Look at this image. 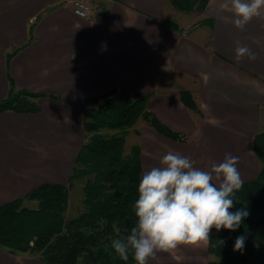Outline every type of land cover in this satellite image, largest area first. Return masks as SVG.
<instances>
[{"label": "crops", "instance_id": "1", "mask_svg": "<svg viewBox=\"0 0 264 264\" xmlns=\"http://www.w3.org/2000/svg\"><path fill=\"white\" fill-rule=\"evenodd\" d=\"M90 1L99 9L82 18L71 0H0V99L10 84L55 95L37 98L38 112H0V206L42 183H67L85 140V100L112 90L147 97L161 121L188 137L175 141L135 125L141 177L173 151L204 170L231 154L243 182L255 178L252 140L264 124V18L235 27L233 14L221 8L229 0H208L191 23L168 0ZM237 42L256 59L237 61ZM21 45L7 61L6 52ZM184 89L200 113L180 99ZM182 247L179 259L160 252L148 264H207V245ZM0 264L44 263L0 249Z\"/></svg>", "mask_w": 264, "mask_h": 264}, {"label": "trees", "instance_id": "2", "mask_svg": "<svg viewBox=\"0 0 264 264\" xmlns=\"http://www.w3.org/2000/svg\"><path fill=\"white\" fill-rule=\"evenodd\" d=\"M208 0H168L183 13H201ZM171 29L178 23L165 18ZM197 20L194 25L203 24ZM6 52L7 61L20 49ZM9 81L10 77L7 75ZM52 96L10 84L0 99V112H38L37 98ZM179 97L197 113L201 109L189 90ZM144 122L169 139L185 142L186 134L161 121L148 108L147 97H130L116 90L85 100L82 125L85 140L66 184L42 183L28 194L0 206V249L35 256L44 264H136L119 258L112 240L130 234L136 224L133 205L141 179L140 148L125 145V136ZM252 149L259 162L255 178L243 182L235 194V206L249 215L236 231L213 228L207 244V264H264V125L255 133ZM81 183L80 196L69 213L70 189ZM35 201L30 207L26 202ZM246 237L244 249L233 251L238 236ZM224 240V244L218 241Z\"/></svg>", "mask_w": 264, "mask_h": 264}, {"label": "clouds", "instance_id": "3", "mask_svg": "<svg viewBox=\"0 0 264 264\" xmlns=\"http://www.w3.org/2000/svg\"><path fill=\"white\" fill-rule=\"evenodd\" d=\"M221 8L233 14L234 26L239 29L254 18H264V0H229ZM244 57L256 59L255 53L237 42L235 59ZM238 161L227 154L222 162L204 170L187 156L167 152L158 166L143 173L133 205L136 224L130 234L112 240L115 253L124 261L131 253L136 264H148L157 253L180 245H207L213 228L236 231L249 215L244 208L230 211L243 184ZM245 240L244 235L238 236L233 251L242 253Z\"/></svg>", "mask_w": 264, "mask_h": 264}, {"label": "rangeland", "instance_id": "4", "mask_svg": "<svg viewBox=\"0 0 264 264\" xmlns=\"http://www.w3.org/2000/svg\"><path fill=\"white\" fill-rule=\"evenodd\" d=\"M195 12H191V13H182L183 16L187 17V21L186 23H191L192 21H195L196 19V15L194 14ZM189 19V20H188ZM2 99V98H1ZM145 124L144 122H140L138 123V125H143ZM264 125V124H263ZM137 142L136 140V135L134 133V131H128V133L125 136V145L128 147L130 145H132V143ZM80 189H81V183H76L75 186L73 188L70 189V193H69V201H70V207L68 212L71 214L74 212V207L77 203V200L80 196ZM26 204L30 207H33L36 205L35 201L32 202H26ZM185 250V249H184ZM182 245L178 246L176 249L168 252L173 258H177L179 259L180 254H182L184 252Z\"/></svg>", "mask_w": 264, "mask_h": 264}, {"label": "built area", "instance_id": "5", "mask_svg": "<svg viewBox=\"0 0 264 264\" xmlns=\"http://www.w3.org/2000/svg\"><path fill=\"white\" fill-rule=\"evenodd\" d=\"M73 12L79 17L87 18L94 11L99 9L96 2L90 0H71Z\"/></svg>", "mask_w": 264, "mask_h": 264}]
</instances>
